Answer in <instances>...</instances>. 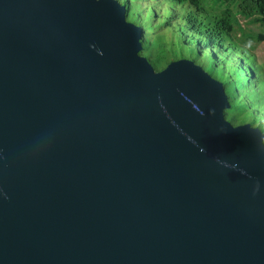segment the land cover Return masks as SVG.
Returning a JSON list of instances; mask_svg holds the SVG:
<instances>
[{
	"label": "water",
	"instance_id": "1",
	"mask_svg": "<svg viewBox=\"0 0 264 264\" xmlns=\"http://www.w3.org/2000/svg\"><path fill=\"white\" fill-rule=\"evenodd\" d=\"M145 34L118 0H0V264H264V134Z\"/></svg>",
	"mask_w": 264,
	"mask_h": 264
},
{
	"label": "trees",
	"instance_id": "2",
	"mask_svg": "<svg viewBox=\"0 0 264 264\" xmlns=\"http://www.w3.org/2000/svg\"><path fill=\"white\" fill-rule=\"evenodd\" d=\"M171 1L174 7L170 12L171 19L168 21V24L175 21L180 33L183 34L184 42L189 45H197L199 58L203 60L204 65L202 66L206 70L209 66L213 70L215 68L218 70L219 65L222 67L223 74L221 75L220 82L225 87V92L231 105V108L225 111L226 119L234 126L246 123L250 124L253 127L259 128L264 134V111L262 113L260 105H256V103L263 102V99L258 96L260 94L258 88L264 79L259 69L246 64L244 60L246 52L243 49H239L235 36V31L241 27L239 17L245 20H256L264 29V0H218L215 4L219 8L205 4V0ZM124 6L128 8L129 18L131 13L130 4H124ZM232 7H235L236 12L233 11ZM150 16L152 19H159L155 9L150 12ZM172 26L175 27L174 24ZM240 30L242 31V29ZM260 39L264 41V33ZM151 43L152 40L146 37L142 55ZM237 54L240 55L239 59H237V66L235 65L237 74L236 71L232 72V74L237 80L244 79L245 81L257 83V86L255 89H252L250 94L240 91L245 86L239 80L236 83L230 72L229 78L233 82L234 92L231 90V85L226 79L228 69L226 63L231 56ZM165 58L159 56L155 59L152 57L147 59L156 71H161L166 67L164 66ZM179 58H184V56L176 57L172 60L176 61ZM209 73L213 79H218L215 72ZM217 79L215 80L219 81ZM254 107L258 108L257 112L253 116L251 114L246 115L247 111L253 110Z\"/></svg>",
	"mask_w": 264,
	"mask_h": 264
},
{
	"label": "rangeland",
	"instance_id": "3",
	"mask_svg": "<svg viewBox=\"0 0 264 264\" xmlns=\"http://www.w3.org/2000/svg\"><path fill=\"white\" fill-rule=\"evenodd\" d=\"M120 3L130 4L131 13L129 15L128 21L136 24L137 26L142 27L146 32L147 39H151L152 43L148 46V49L143 53V56L146 58L152 57L153 59L163 56L166 57L164 60V66H167L170 62H172L173 58L184 56V58L179 59H190L196 61L199 65H204L203 60L199 58V50L197 49V45H189L184 42L183 34L180 33L179 29L175 21L173 23L168 24V21L171 19L170 12L173 10L174 4L171 0H118ZM218 0H205V4L209 6L219 8L215 3ZM233 11L236 12L235 7H232ZM156 10L159 16V19H152L150 16V12L152 10ZM211 14V13H209ZM242 21L245 28L242 29V23H240L243 32H245V40L246 46H243L239 43L240 48L245 50V58L246 64L252 65L259 69L262 77L264 78V43H259L257 41V34L262 32V27L259 26V23L256 21L248 20L246 21L244 18H239V22ZM174 24L175 27L172 26ZM239 32V31H237ZM235 31V34L237 33ZM238 35V33H237ZM256 50L261 51L260 55H253L252 52ZM241 54L240 52H238ZM240 55H234L229 58L226 65L228 66L226 79L231 85V90L233 89V82L229 78V72L232 74L237 70L235 65L237 64V59H239ZM177 59V60H179ZM169 61V62H168ZM175 61V60H174ZM204 61H206L204 59ZM257 62V63H256ZM207 64V63H206ZM212 65V62L210 61ZM209 66V65H208ZM237 66V65H236ZM209 72H215L218 79L220 81L221 75L223 74L222 67L219 65L218 70L216 68L213 70L211 66L207 68ZM232 77L238 83L239 81L245 87L241 88L240 91L243 93H249L252 89H255L257 83L245 81L244 79L237 80L234 75ZM261 81V80H260ZM251 86V88H250ZM257 90V89H256ZM254 91V90H253ZM258 91L260 94L258 95L263 99L264 102V81H261L259 84ZM256 103V105H260L261 112L264 111V103ZM258 110L257 107H254L253 110H248L247 114H251L253 116ZM247 124V123H246ZM237 126V125H236Z\"/></svg>",
	"mask_w": 264,
	"mask_h": 264
},
{
	"label": "crops",
	"instance_id": "4",
	"mask_svg": "<svg viewBox=\"0 0 264 264\" xmlns=\"http://www.w3.org/2000/svg\"><path fill=\"white\" fill-rule=\"evenodd\" d=\"M239 18H240V17H239ZM246 21H248V20H246ZM251 21H252V20H251ZM253 21H256V20H253ZM256 22H257V21H256ZM240 23L243 24L242 21H240ZM258 23H259V22H258ZM242 26H243L242 29H244V28H245L244 24H243ZM259 26L262 27L260 23H259ZM237 31H239V32H237ZM237 31H236V32L238 33V35H237V33L235 34V36H236V41H237V43H238V47H239V49H241L239 43H241L243 46H246V40H245V38H244L246 33L243 32V31H241L240 29H237ZM263 33H264V29H263V27H262V32H260V33L257 34V41H259V43H264V41L260 39ZM260 53H261V51H258V50H256L255 52H252L253 55H255V54L260 55ZM256 63H257V62H256ZM262 78H263V77H262ZM263 79H264V78H263Z\"/></svg>",
	"mask_w": 264,
	"mask_h": 264
}]
</instances>
